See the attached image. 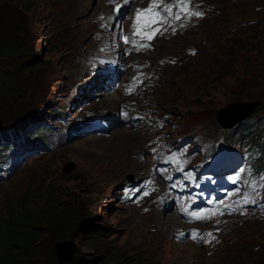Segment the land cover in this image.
Listing matches in <instances>:
<instances>
[{"label":"rangeland","instance_id":"obj_1","mask_svg":"<svg viewBox=\"0 0 264 264\" xmlns=\"http://www.w3.org/2000/svg\"><path fill=\"white\" fill-rule=\"evenodd\" d=\"M52 1H30L21 5L26 12L16 15L15 11L20 10L16 0H0L1 19L6 23L0 24V44L8 35L18 52L17 57L7 59L0 51V80L9 81V88L0 91V127L18 126L23 116L33 114L35 120L46 125V131L35 132L39 137L33 140L47 144L50 134L60 139L53 151L36 152V157L25 160L8 179L0 181V221L4 225L14 224L11 217L21 207L31 212L45 195L51 194L55 205L61 207L56 229L34 227L40 234V242L32 252L37 257L19 264H58L53 245L59 241L74 248L71 259L64 264H245L249 253L239 259L233 257L247 242L253 244L251 253H259L258 248L264 252V242L259 238L264 235V220L230 221L219 234L221 242L209 249L197 245L192 230L175 236L189 227L178 219V227L163 229L167 235L159 236L163 226L151 217L153 205L164 215L173 216L170 211L160 210L159 198H151L140 207L120 202L121 186L130 184L127 177L137 182L150 173L146 147L153 137L175 140L191 134L211 143L224 136L242 140L236 135L240 122L222 129L216 116L228 105L258 102L250 95L264 93L248 86L244 72L238 68L239 59L229 58L235 46L247 42L255 62L264 65V22L258 18L264 14H259L264 0H203L204 18L185 26L179 23L180 30L170 29L155 41L153 50L136 56L145 60L152 77L148 82L151 75H146L140 93L132 98L123 97L120 90H103L104 83L97 81L96 75L97 61L106 57L108 49L106 27L105 41L96 44L103 12L108 9L110 16L115 13L114 5L123 0H113L114 5L111 0H85L84 8L63 21L44 10L42 5L47 2L56 7V0ZM242 55L243 51L238 56ZM108 87L112 90L113 85ZM113 94L121 101L103 109L101 104ZM126 102L132 109L129 119L134 113L144 114L147 119L155 116L156 125L154 119L147 120L141 129L124 125L101 137L76 135L67 141L69 125L91 113V117L116 116L118 106ZM240 109L244 108L236 111ZM94 120L100 127L106 124L102 118ZM242 121H258L259 133L264 132V108H255ZM29 128L33 130L34 124ZM121 132L131 133L132 141L121 138L113 144ZM140 164L144 168L138 175ZM76 209L70 228L71 212ZM3 251L0 247V254Z\"/></svg>","mask_w":264,"mask_h":264},{"label":"trees","instance_id":"obj_2","mask_svg":"<svg viewBox=\"0 0 264 264\" xmlns=\"http://www.w3.org/2000/svg\"><path fill=\"white\" fill-rule=\"evenodd\" d=\"M30 1L33 0H16V4L18 5L17 8H19L20 6V10L15 11V14H24L26 10H24V7L21 5L29 3ZM1 12L2 3H0V24L6 25V23L1 19ZM263 12L264 9L259 14ZM258 18L260 21L264 22V14L259 16ZM10 23L11 22H9L8 26H11ZM12 23L15 24L14 21H12ZM0 45V51L5 54L4 56L7 59H13L17 57L18 52L13 42L9 40L8 35L6 39L2 40ZM242 51V57L238 56L240 53H242ZM260 54L261 53H259V55ZM229 58L234 59L232 61H237V59H239L238 68L239 70L244 72V76L247 78L246 83H248V86H255L256 88H259L260 92H264V65H258L255 62L256 59L250 53V45L247 42H244L240 46H235L234 49L231 50ZM34 67H36V65ZM255 78H257L258 80H255ZM4 87L9 88L8 79L0 80V91L4 89ZM1 96L2 94H0V99ZM250 97H253V100L260 102L259 108H264V93L250 95ZM32 116L35 115L27 114L23 116L21 122L19 123V127H25L28 120H32L30 118L36 119ZM260 127L261 124H259L258 121L251 123L248 121H244L240 124L238 133L239 135L245 137L246 141H250L251 143L253 141H256L255 145L259 147L264 157V132L259 133ZM50 196L51 194L45 195L40 198L36 202V204L31 207V212L29 213L25 212L24 207H21L17 212H15L14 217H11L14 221V224H12L11 226L4 225L3 221H0V247H2V249L4 250L3 253L0 254V264H19L21 260L33 259L37 257L32 254V252L35 250V245L40 242V234L35 230L34 227L40 225L46 226L47 228L53 227L56 229L58 226L57 223L59 217L62 214V212L60 211L61 207H57ZM77 210L78 209L71 212L72 217L68 222V226L70 228L72 227V224L74 223V220L76 218ZM9 215L13 214L9 213ZM10 242L12 243V246H9ZM261 242H264V237L262 236ZM252 247L253 244L251 242L245 243L241 247V250L234 254L235 258L246 256L249 253V255L246 256L249 260L245 264H264V252L260 248H258V251H260L259 253H251L250 250ZM14 249L17 250L16 253L14 252Z\"/></svg>","mask_w":264,"mask_h":264},{"label":"clouds","instance_id":"obj_3","mask_svg":"<svg viewBox=\"0 0 264 264\" xmlns=\"http://www.w3.org/2000/svg\"><path fill=\"white\" fill-rule=\"evenodd\" d=\"M202 3H204V2H202ZM155 41H154V43H155ZM148 52H146V53H148ZM146 53H139V54L133 55L132 57H127L126 60H124V62H126V65H127L129 60H131V61L133 60L135 64H143L144 65L145 60L143 58H136V56H143ZM141 71H143V70H141ZM124 75H121V79L118 82L119 84H121V82L124 78ZM114 92H117V90ZM120 93L122 94L123 97H125L121 91H120ZM125 98H129V97H125ZM130 98H132V97H130ZM126 103L129 104V102H126ZM119 106H118V112H119ZM259 107H260V103H259L258 108ZM242 122L243 121H240V123H242ZM121 123L122 124L116 128L123 127L124 125H126L128 128H130L127 125L128 124L127 122L122 121ZM239 128H237V130H236V135L242 137V140L239 142L236 141V138L231 139V138L226 137V136L218 137L216 142L211 143L210 141H202L201 138H199V136H194L191 134L185 135V136L191 137V139L188 142L183 141V137H185V136H181L175 140H172L169 138L164 139V138H162L161 135H159L165 141H168L170 143H175V145L173 146L174 151H177L176 149L179 146H181L180 149L188 146V150H187V153L185 156L186 158L189 159L188 162L186 163V166L188 168L195 166L197 163L205 161V154H203L201 152V147L209 145L211 148H214L215 144L220 139H226V140L229 139L230 140L229 142L232 143V150L235 153H239V151L241 150V148L243 146H249L248 148H246V150L242 151L240 153V155H244V153H247L248 151H253V154H254L253 158L239 163L227 176L225 185H226V188L228 190H231V191L234 190L236 193L237 212L236 213H234V212L224 213L222 215L221 221L223 223L217 228V229H221V231H222L224 225L229 223L232 220H241V219H243V220H252V219L264 220V215L263 216L262 215L250 216V217L242 218V216H244L245 213L260 214V213H262V210L264 211V179H261L262 177H264V157L262 155V151L259 149V147L257 145H255L256 141H253L251 143L250 141H246L245 137H243L242 135H239V133H238ZM134 130H136V129H134ZM240 143H243V145L238 146ZM146 148H147V150H146L147 151V158L149 159V161L151 163L150 173L147 176V177H149V175L153 174V173H151L152 167H154L156 169H159L160 167H159L157 160L154 159L149 152L151 147H149L147 145ZM247 168H250L249 179L247 181L248 183H244L241 179V176L243 175V171H245ZM127 179H128V177H127ZM128 180H130V179H128ZM131 181H133L132 178H131L130 182ZM159 182L161 184L160 180H159ZM253 184H260V188L258 190V192L260 193V196H261L260 199L257 198V196H256V190L257 189ZM162 189H164V188H162ZM154 197L155 196H152L149 199L154 198ZM149 199H146L145 202L148 201ZM193 227H200V225H193ZM221 231H220V233H221ZM262 237H264V235ZM259 238H261V237H259ZM233 258L239 259L240 257L235 258V256H234Z\"/></svg>","mask_w":264,"mask_h":264},{"label":"bare ground","instance_id":"obj_4","mask_svg":"<svg viewBox=\"0 0 264 264\" xmlns=\"http://www.w3.org/2000/svg\"><path fill=\"white\" fill-rule=\"evenodd\" d=\"M47 1V0H46ZM121 1V0H120ZM50 3H53V1L52 0H50ZM55 3V6L56 7H54L53 5L54 4H51V5H49V3L47 2V4L48 5H46V6H44V5H42V3L40 4V5H42L43 6V8H44V10L46 11V13L49 15V13H51V14H53V15H55L56 16V18L58 19V20H60V21H63V20H65L67 17H71V16H73V15H75L77 12H78V10L79 9H81V8H84L86 5H85V0H56V2H54ZM103 14L106 16L107 14H109V12H108V9L107 10H105L104 12H103ZM102 39H103V42L105 41L104 40V30L103 29H101V28H99V30H98V32H97V34H96V44H101V43H103L102 42ZM69 48V47H68ZM97 48V47H96ZM95 49V48H94ZM74 50H75V48H74ZM96 50V49H95ZM100 88H102L101 86H100ZM100 94H101V92H100ZM119 95H117V94H113V95H111L108 99H107V101L105 102V103H102L101 104V106L103 107V109L104 108H106V107H109V106H111V105H115L116 103H118L119 101H121V98H119L118 97ZM113 107V106H112ZM94 115H96V114H94ZM103 118L105 119V120H108V121H111V120H113V116H106V115H104L103 116ZM122 134L120 135V136H118V138L117 139H115L114 140V142H112L113 144L116 142V140L117 141H120V139L121 138H123V139H125L126 141H128L129 140V137L131 136V133H125V132H121ZM133 136L134 135H132V138H133ZM130 141V140H129ZM132 141V140H131ZM130 141V142H131ZM121 142V141H120ZM120 142H119V144H120ZM123 142V141H122ZM135 143V142H134ZM125 144H128V142L126 143L125 142ZM123 145H124V143H123ZM131 149V148H130ZM32 151V150H31ZM140 152V151H139ZM138 152V153H139ZM141 153V152H140ZM133 154V153H132ZM128 156V155H127ZM126 158V157H125ZM112 159H115V160H117V158H116V156H113V158ZM128 159V158H127ZM126 159V160H127ZM99 160V159H98ZM125 160V161H126ZM101 161V160H100ZM127 163H129V164H131V165H133V161H130V159L129 160H127L126 161ZM113 163V162H112ZM95 164V163H94ZM106 164V163H105ZM93 165V164H92ZM113 165V164H112ZM100 166V165H99ZM102 166H104V165H102ZM96 168H98V167H96ZM116 168V167H115ZM119 168V167H118ZM142 168H144V165H138L137 166V174L139 175V173H140V175H141V170H142ZM114 169V168H113ZM112 169V170H113ZM106 171V170H105ZM110 171H111V169H110ZM111 173V172H110ZM111 175V174H110ZM143 175V174H142ZM88 176V175H87ZM106 177V176H105ZM141 177V176H140ZM88 178H90V177H88ZM101 178V177H100ZM103 178V177H102ZM107 178V177H106ZM109 178V177H108ZM152 202V201H151ZM150 203V202H149ZM156 206H158V205H156ZM151 207V206H150ZM157 208V207H156ZM155 208V205H153V207H152V212H151V217H154V219L156 220V223H157V225L158 226H163V228H162V231H161V233H159V236H161V237H164L165 235H167V234H165L166 232H164V230H166L167 228H170V227H178V225H179V222L176 220V218H173V216H170L169 214L168 215H164L163 214V212L162 211H159V210H157ZM159 208V207H158ZM152 220V219H151ZM153 223V222H152ZM164 229V230H163ZM147 236H149V235H147ZM152 237V236H151ZM156 239H157V237H156ZM160 239V238H159ZM155 244V243H154Z\"/></svg>","mask_w":264,"mask_h":264},{"label":"water","instance_id":"obj_5","mask_svg":"<svg viewBox=\"0 0 264 264\" xmlns=\"http://www.w3.org/2000/svg\"><path fill=\"white\" fill-rule=\"evenodd\" d=\"M259 102L245 103L243 105H228L221 109L216 116L219 126L223 129H229L237 123L247 118L255 108H258ZM236 108H244L236 111ZM236 111V112H235ZM131 180V177H128ZM73 246L67 242H56L53 245V251L56 256L58 264L67 263L73 254Z\"/></svg>","mask_w":264,"mask_h":264},{"label":"snow or ice","instance_id":"obj_6","mask_svg":"<svg viewBox=\"0 0 264 264\" xmlns=\"http://www.w3.org/2000/svg\"><path fill=\"white\" fill-rule=\"evenodd\" d=\"M172 7L173 6L171 4L165 5V10H167L169 13V18H171V16H172V13H171ZM193 15L199 17V16H202L203 14L201 12H195V13H193ZM157 18H159L160 23H168L169 22V18L161 17L160 13H153L152 7H150L149 9H145V10H138L136 13V21L138 23L143 21V28L146 29V31H141L139 28H137L136 34L142 36L143 38H145L147 40H152L153 37L155 36L156 32L159 31V29H152L151 28L152 24H155L158 22ZM175 19L180 20L181 15L179 13H177L175 15ZM148 29H150V30H148ZM125 42H127V38H125ZM145 46H147V45H145ZM261 179H264V177H262ZM145 195H147V193H145ZM217 214H222V213L219 212L218 210H216V211H211L210 214L204 213V212L192 213V216L195 219H203V218H211V216H215ZM206 235L211 236L212 234L207 233Z\"/></svg>","mask_w":264,"mask_h":264}]
</instances>
